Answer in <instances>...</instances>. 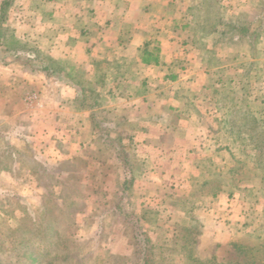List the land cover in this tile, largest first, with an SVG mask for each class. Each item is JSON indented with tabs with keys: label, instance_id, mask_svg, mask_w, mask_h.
I'll return each mask as SVG.
<instances>
[{
	"label": "crops",
	"instance_id": "0c3cea01",
	"mask_svg": "<svg viewBox=\"0 0 264 264\" xmlns=\"http://www.w3.org/2000/svg\"><path fill=\"white\" fill-rule=\"evenodd\" d=\"M262 1L12 0L0 44V178L7 173L4 154L16 159L22 144L52 164L87 158L104 168L96 156L101 139L91 110L74 104L80 87L63 81L64 73L74 71L97 80L93 87L120 122L123 141L152 163L133 181L132 192L136 180L143 195L160 191L167 179L176 181L168 185L181 184L187 172L209 160L201 149L215 129L212 106L203 99L226 72L223 62L210 65L204 52L214 45L231 47L217 41L215 27L201 33L200 26L213 20L215 7L222 21ZM37 49L63 65L64 79L17 59L32 58ZM145 52L154 59L143 61ZM29 93L36 95L31 102ZM85 150L94 155L88 158Z\"/></svg>",
	"mask_w": 264,
	"mask_h": 264
},
{
	"label": "rangeland",
	"instance_id": "374dc122",
	"mask_svg": "<svg viewBox=\"0 0 264 264\" xmlns=\"http://www.w3.org/2000/svg\"><path fill=\"white\" fill-rule=\"evenodd\" d=\"M213 11L214 22L218 8ZM258 36L256 56L247 42L204 52L210 65L223 62L226 72L215 78L211 93L201 90L208 92L203 101L213 110L215 130L210 139L205 135L201 149L209 160L186 171L179 185L167 179L160 191L143 195L136 180V192L133 184L122 192L123 168L100 141L95 147L101 169L87 158L52 164L34 158L24 144L14 160L6 152L0 264H137L131 222L143 209L153 211L139 221L154 253L147 264H264V27ZM82 76L92 86L97 82ZM137 154L131 159L136 174L152 165ZM222 175V183L211 178ZM216 188L224 191L213 196Z\"/></svg>",
	"mask_w": 264,
	"mask_h": 264
},
{
	"label": "trees",
	"instance_id": "16d2710c",
	"mask_svg": "<svg viewBox=\"0 0 264 264\" xmlns=\"http://www.w3.org/2000/svg\"><path fill=\"white\" fill-rule=\"evenodd\" d=\"M12 4V0H2L0 3V44L3 41L5 31H6V18L7 11ZM252 12H243L234 16H230L222 21L220 17L212 20V23H208L211 19H207L206 23L209 24L205 27V24L201 27V33L205 31V28L215 27L212 32H217L216 39L217 41H225L230 46L238 43L247 42L251 46L252 56H256V49L258 50L259 44V29L264 27V1L259 2ZM218 18V19H217ZM37 55L33 56H20L17 55V59H20L26 67L29 69L42 71L44 74L52 75L54 77L63 78V65L61 63H56L52 61L49 57H46L44 52L39 51ZM148 55L147 52L144 54L143 61H147L153 57L146 58ZM39 60L38 62H35ZM47 58V62L46 59ZM66 80H63L66 83L71 85L79 86V95L76 99V103L80 107H85L90 111V117L95 125V128L100 133L101 144H104L109 149L112 150L114 157L117 161L120 162L123 168V182L121 184V191H130L133 181L140 176L139 172L136 174L133 169L132 160L135 156V148L131 142H124L123 138L120 136L119 128L120 122L118 119H114L110 110L105 106L104 100L101 95L96 92L95 88L89 84V81L79 78L74 71H69L64 73ZM64 79V78H63ZM61 80V79H60ZM69 80V81H68ZM262 110H264L262 108ZM260 132L264 134V127H261ZM260 147V145H257ZM214 181L222 183L224 176L221 177H211ZM207 183V181H205ZM203 185V184H202ZM203 188V187H202ZM208 190V189H207ZM218 191H224L223 188H216L212 190L211 194L215 196ZM135 212V211H134ZM153 212L152 210L143 209L140 212V215L136 214L134 219L132 218V231L135 241L134 251L137 258V264H147L152 257V243L150 233L143 225L139 222L140 217L148 219L147 213ZM134 214V213H133ZM243 251L249 253L250 247L241 248Z\"/></svg>",
	"mask_w": 264,
	"mask_h": 264
},
{
	"label": "built area",
	"instance_id": "2783aa9c",
	"mask_svg": "<svg viewBox=\"0 0 264 264\" xmlns=\"http://www.w3.org/2000/svg\"><path fill=\"white\" fill-rule=\"evenodd\" d=\"M26 99L31 102L32 100H34L36 98L35 93H29V95L25 96Z\"/></svg>",
	"mask_w": 264,
	"mask_h": 264
}]
</instances>
